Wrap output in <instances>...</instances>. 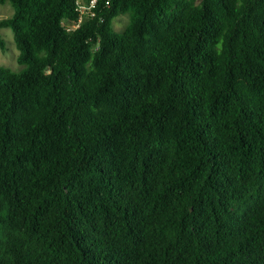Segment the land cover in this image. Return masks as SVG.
<instances>
[{
  "label": "trees",
  "instance_id": "obj_1",
  "mask_svg": "<svg viewBox=\"0 0 264 264\" xmlns=\"http://www.w3.org/2000/svg\"><path fill=\"white\" fill-rule=\"evenodd\" d=\"M0 3V264H264V0Z\"/></svg>",
  "mask_w": 264,
  "mask_h": 264
},
{
  "label": "rangeland",
  "instance_id": "obj_2",
  "mask_svg": "<svg viewBox=\"0 0 264 264\" xmlns=\"http://www.w3.org/2000/svg\"><path fill=\"white\" fill-rule=\"evenodd\" d=\"M13 15V8L9 4L0 3V20L7 19ZM129 24L128 16H121L114 22L117 32H122ZM2 40L6 43V51L0 50V66L10 69L13 73H20L24 67L18 64L19 51L14 42V35L9 29L0 31Z\"/></svg>",
  "mask_w": 264,
  "mask_h": 264
},
{
  "label": "built area",
  "instance_id": "obj_3",
  "mask_svg": "<svg viewBox=\"0 0 264 264\" xmlns=\"http://www.w3.org/2000/svg\"><path fill=\"white\" fill-rule=\"evenodd\" d=\"M99 0H74L78 18L75 21H64L63 27L68 31H75L88 19L96 17V9Z\"/></svg>",
  "mask_w": 264,
  "mask_h": 264
}]
</instances>
